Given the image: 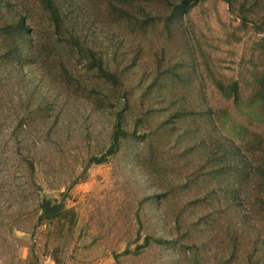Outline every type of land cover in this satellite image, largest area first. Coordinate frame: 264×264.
Segmentation results:
<instances>
[{
    "label": "rangeland",
    "instance_id": "obj_1",
    "mask_svg": "<svg viewBox=\"0 0 264 264\" xmlns=\"http://www.w3.org/2000/svg\"><path fill=\"white\" fill-rule=\"evenodd\" d=\"M54 1L0 0V264H264V0Z\"/></svg>",
    "mask_w": 264,
    "mask_h": 264
},
{
    "label": "trees",
    "instance_id": "obj_2",
    "mask_svg": "<svg viewBox=\"0 0 264 264\" xmlns=\"http://www.w3.org/2000/svg\"><path fill=\"white\" fill-rule=\"evenodd\" d=\"M43 4H44L45 9L47 10V12L50 14V16L52 18V22L54 24L55 31L59 32L60 21H61V15L60 14L61 13L58 10L56 2L54 0H43ZM16 29H17L18 33H24L27 30L26 22L24 21V19H21V21L19 22ZM237 87H238V84L235 83V84H233V86L230 89L232 92L236 93ZM218 88L220 89V91H222L223 93L228 95L227 94V88L224 85L219 84ZM257 96H258L259 103L261 104L262 107H264V78H263V82H262V89L258 92ZM119 125H120V123L118 121L116 124V127H117L116 131L114 132L113 137H112V145H111L109 151L107 152V155L115 154L118 151L119 146H120L121 137L122 136L124 137L126 135L122 130H120ZM105 159H106V157L104 156V157L99 158V159L94 158L93 161L95 163H101ZM44 213L48 217H50L49 213L46 210H44ZM162 242L163 241H161V240L157 241V243H162ZM146 243L147 244L150 243V238L146 239Z\"/></svg>",
    "mask_w": 264,
    "mask_h": 264
},
{
    "label": "water",
    "instance_id": "obj_3",
    "mask_svg": "<svg viewBox=\"0 0 264 264\" xmlns=\"http://www.w3.org/2000/svg\"><path fill=\"white\" fill-rule=\"evenodd\" d=\"M45 210L49 213V215H52L53 213L51 212L50 208L45 207Z\"/></svg>",
    "mask_w": 264,
    "mask_h": 264
}]
</instances>
